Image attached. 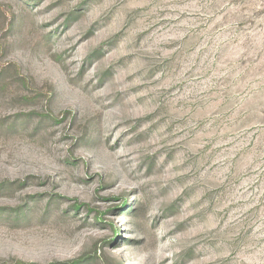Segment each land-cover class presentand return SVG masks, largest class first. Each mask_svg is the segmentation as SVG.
I'll return each mask as SVG.
<instances>
[{
  "label": "rangeland",
  "instance_id": "obj_1",
  "mask_svg": "<svg viewBox=\"0 0 264 264\" xmlns=\"http://www.w3.org/2000/svg\"><path fill=\"white\" fill-rule=\"evenodd\" d=\"M264 264V0H0V264Z\"/></svg>",
  "mask_w": 264,
  "mask_h": 264
},
{
  "label": "trees",
  "instance_id": "obj_2",
  "mask_svg": "<svg viewBox=\"0 0 264 264\" xmlns=\"http://www.w3.org/2000/svg\"><path fill=\"white\" fill-rule=\"evenodd\" d=\"M18 264V263H17ZM68 264H77V263H73V262H71V263H68Z\"/></svg>",
  "mask_w": 264,
  "mask_h": 264
}]
</instances>
